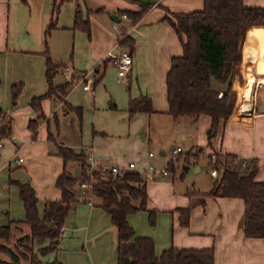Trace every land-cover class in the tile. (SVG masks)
Returning a JSON list of instances; mask_svg holds the SVG:
<instances>
[{
  "label": "crops",
  "instance_id": "1",
  "mask_svg": "<svg viewBox=\"0 0 264 264\" xmlns=\"http://www.w3.org/2000/svg\"><path fill=\"white\" fill-rule=\"evenodd\" d=\"M37 1L41 9L25 26L27 34L20 37V27L17 24L19 15L15 10L13 16L10 12L12 1L0 0V112L11 120L10 132L3 136V147L0 148V173L8 168L7 173L11 176V160L21 155L18 158H22L23 162L16 165L23 167L24 173L29 175L23 181L20 177H10L7 183L4 180V186L0 189V202L9 197L12 186H15L24 214L15 218L8 198L7 204L0 209V220H9V223L25 220L20 185L29 184L34 189L41 217L46 202L61 200L62 194L56 188V182L65 168L64 160L58 154V147L62 146L77 154L84 152L88 161L91 160L97 167L137 164L147 187V211L129 215L128 223L137 237H149L154 241L157 256L170 247L212 248L215 253L214 264H264V240L245 236V206L242 199L188 196V190L207 194L213 186L210 189H200L194 184L177 188L174 178L165 179L168 175L161 179L155 178L147 171L155 158L149 156L153 152L140 153L141 145L147 140L151 141L148 129H151L152 119L155 123L160 117L167 124L170 119L175 120L167 112L169 104L166 77L172 57L182 54L183 48L165 15L202 9L204 0H85L82 9L84 17H88L91 23L90 35L73 29L75 0ZM243 1L247 6L264 7V0ZM55 2L60 4L57 27L52 30L46 43L45 31L51 21ZM25 3L31 5L30 0ZM142 3H150L151 6L137 21H132L122 13L124 10L139 11ZM114 14L119 18L118 21L111 18ZM116 23H119V29L115 28ZM72 33L76 34L75 38L84 40V44L87 43V34L90 51L85 53L86 58L81 63L75 61L72 66L65 64L64 69L57 60L56 48L60 38L63 46L68 44V34ZM122 34L133 38V47L120 44ZM41 35L44 37L43 41L40 40ZM126 47L131 48L133 55V65L123 81L126 83L127 95L121 96L122 110L126 112L127 120L115 128L94 127L91 138L85 137L84 108L81 103L75 102L74 94L81 85L84 91L94 89L103 80L109 64L117 67L111 61L110 54H118ZM47 55L61 68V72L54 78V84L69 85L63 97L54 95L44 98L40 112L34 110L30 103L34 97L48 91ZM256 66L257 62L246 58L245 54L243 58L242 49L241 74L234 79V88L237 89L238 96L239 92L246 96V102H243V106L240 103L234 116L232 114L228 120L220 121L212 146H208L209 137L204 133L211 126L212 118L202 114L197 121L203 131L199 143L206 146L205 151L203 147L199 149L206 156L231 153L243 162L246 161L247 167L255 160L258 165L256 179L264 183L263 76H256L255 83H251L249 79L250 70H256ZM116 69L118 73V68ZM240 78L243 83H247L242 89ZM19 83L24 85V90L17 102L13 103L12 86ZM86 83L91 87L88 90L84 89ZM141 95L152 99L155 112H138L130 116L128 107L131 97ZM94 99L95 97L90 106L93 110L96 109ZM68 105L81 107V118L74 110L67 112ZM110 106L114 108L116 102H112ZM182 139L186 140V136H182ZM160 155L165 157V151H160ZM8 158L11 159L8 161ZM66 167L70 173L80 176V165L77 162L70 161ZM3 190L5 198L1 196ZM77 191L76 202L63 228L58 247L48 255L62 264H118V232L111 216L98 206L94 198L92 205H89V200L82 194L79 185ZM12 193L15 194V191ZM179 208L191 210L187 227L180 223V214L177 212ZM148 211L156 212L154 223H151Z\"/></svg>",
  "mask_w": 264,
  "mask_h": 264
},
{
  "label": "trees",
  "instance_id": "2",
  "mask_svg": "<svg viewBox=\"0 0 264 264\" xmlns=\"http://www.w3.org/2000/svg\"><path fill=\"white\" fill-rule=\"evenodd\" d=\"M75 1L73 29L90 35L91 23L88 17H84L82 9L85 0ZM150 6V3H142L139 11L124 10L122 13L135 22ZM59 11L60 4L55 2L51 21L45 31L46 43L52 30L57 27ZM165 19L176 31L183 48L182 54L172 57L167 73V112L174 119L190 117L197 120L202 114L209 115L212 118L210 141L220 121L228 120L238 110L241 93L238 96L234 79L241 74L242 49L247 31L253 26H264V7L247 6L243 0H204L202 9L188 13L170 12L165 15ZM120 44L133 47L134 40L122 34ZM60 72V66L47 55L46 78L49 88L45 94L32 99L30 104L34 110L42 111L41 102L44 98L66 95L69 83L54 84V78ZM23 90L22 83L12 86L13 103L17 102ZM250 92L253 91L250 89ZM69 110H74L81 118V107L68 105L66 111ZM128 112L130 116L138 112H155L152 99L147 95L131 97ZM0 114L3 117L1 133L6 136L11 129V120L5 113ZM58 154L65 163L63 173L56 182V188L62 194L61 200L46 202L41 217L34 189L29 184L20 185L25 220L11 221L7 226H0V264H62L56 259L44 263L35 257V246H38L37 251L41 257L56 251L78 196L77 186L87 182L93 185V198L98 206L111 216L117 228L118 264H214L215 253L212 248L170 247L157 256L151 238L136 236L128 223V216L147 211L148 200L145 180L139 171L114 176L99 168H92L84 152L77 154L70 148L59 146ZM216 158L213 170L222 174L214 182L212 190L207 194L188 190L187 195L242 199L245 206V236L264 240V183L256 179L257 162L253 160L250 166L242 168V159L234 154L226 153ZM190 159L191 156L186 154V163ZM70 161L80 165V176L67 170L66 165ZM148 212L151 223H154L156 212ZM177 212L180 214L181 225L187 227L190 208H179Z\"/></svg>",
  "mask_w": 264,
  "mask_h": 264
},
{
  "label": "rangeland",
  "instance_id": "3",
  "mask_svg": "<svg viewBox=\"0 0 264 264\" xmlns=\"http://www.w3.org/2000/svg\"><path fill=\"white\" fill-rule=\"evenodd\" d=\"M11 16L14 14V10L19 15L18 19V28L20 27V33L21 36L26 35V27L27 23H29L31 20H33L38 11L41 9V5L38 4L37 0H30L31 5H28V3H25L27 0H11ZM29 1V0H28ZM52 15V13H51ZM12 26V25H11ZM81 31V30H77ZM119 31V30H117ZM249 31V30H248ZM247 31V34H248ZM64 32H60V34ZM77 33V32H75ZM67 35V33H65ZM32 35L35 37V34L32 33ZM76 34H68V46L60 43V38L57 45V51H58V59L60 64L63 66L62 68L65 69V64H68L69 66H72V63L75 61H79L80 63L86 58L85 53L87 54L88 51H90V40L88 38V35L86 34V44L83 43L81 38L74 37ZM78 38V39H77ZM22 40V39H21ZM40 40L43 41L44 37L41 35ZM65 40V38H64ZM246 40V39H245ZM46 41V37H45ZM244 49H245V42L243 45V58H244ZM89 56V55H88ZM90 68V67H89ZM117 67H115L113 64H109L106 69V75L104 76L103 80L101 82H98L95 88L91 89L89 92L84 91L82 88V85L77 88L74 96L75 102L81 103L82 107L84 108V136L91 138L92 131L94 127H109L116 125H121V123L126 122V112L122 110L121 105V96L127 95V89H126V83L120 82L117 78ZM69 69V68H68ZM102 71H103V65H102ZM245 71V70H244ZM61 75L64 76V73H61ZM241 84L243 83L242 79L240 78ZM247 83H243L241 85V89L245 87ZM259 84L256 85V89H258ZM95 97L94 103L96 106V109L94 110L90 107L92 106V98ZM112 102H116V106L112 108L110 105ZM243 102H246V96L244 94L241 95V102L243 106ZM237 104V103H236ZM93 111H95V115L93 114ZM160 118V117H159ZM158 118V120L154 123L153 119L151 120L152 126L151 129H148V134L150 136L151 141L147 140L146 143H144L145 139L143 140V143L140 147V153L147 154L148 152H153L155 158L152 159V166L156 167L158 170L164 169L165 167H169L168 171V177L165 179H175L177 188H183V187H190L194 184L197 185L200 189H208L211 188L216 181V179H220L221 172H219V176L214 179L211 176V172L213 170V164L216 162V156L217 154L206 156L203 152L205 151L206 146H202L199 142L201 141V135L203 134L202 129L200 128V124L197 120L190 118V117H180L179 120L170 119L169 124L165 123L164 121H161ZM95 120V121H94ZM94 123L96 124L94 126ZM156 125V126H155ZM112 131V129H111ZM211 131V126L206 128V131L204 132L208 137L210 134L208 132ZM186 136V140L182 139V136ZM216 134L211 138L209 141L208 146H212V142L215 139ZM180 147L182 149V153L179 156L178 163H171L174 154L173 150ZM204 151H201L199 148H202ZM165 151L166 156L162 157L160 155V151ZM186 154L191 156V159L189 163H186L185 156ZM17 157H22L17 156ZM193 157H197L198 159H195ZM11 158H8V161ZM15 157L11 160V176H9L8 168L7 171H3L0 173V189L3 188L4 180L7 183L11 177V179H15L16 177H20V180H27L29 175H26V172L24 173L23 167H18L15 163ZM159 162L160 164H158ZM173 166V167H172ZM186 167V169H185ZM241 173H245L244 171H241ZM143 174V173H142ZM26 175V176H25ZM145 175V174H144ZM164 177H158L159 179ZM209 188V189H210ZM12 191L9 197L7 196L5 198V192L4 190L1 191V196L3 195L5 200L3 202H0V209L3 207V205L7 204V200L9 198L10 200V206L12 208V215L16 218L17 215L24 214L22 203L19 199L18 193L16 192L17 188L15 186H12ZM13 190L15 191V194H13ZM138 204V203H137ZM10 208V209H11ZM20 213V214H18ZM9 220H0V226H7L9 225ZM16 235V234H15ZM19 236V235H18ZM14 239L16 240V236H14ZM38 246H35V257L41 259L44 263L52 262L55 260L51 259V255H47L45 257H41L37 251Z\"/></svg>",
  "mask_w": 264,
  "mask_h": 264
},
{
  "label": "built area",
  "instance_id": "4",
  "mask_svg": "<svg viewBox=\"0 0 264 264\" xmlns=\"http://www.w3.org/2000/svg\"><path fill=\"white\" fill-rule=\"evenodd\" d=\"M115 28L119 29V23H116ZM110 59L111 61L117 66L118 68V80L120 82L124 81L125 77L127 76L128 72L130 71L132 65H133V55H132V50L131 48H123L118 54H110ZM89 83H86L84 85V89H90ZM3 126V117L0 114V148L3 147V136L1 133V128ZM182 149L180 147L176 148L173 150L174 157L171 161V163H178L179 156L182 153ZM150 157H153L154 154L150 153ZM23 162L22 158L16 157L15 163L20 165ZM90 165L92 168H99L102 172L106 173H111L114 176H124L128 172H137L139 171L137 169V164L131 163L128 166H102V167H97L95 164L90 160ZM242 168L247 167V162L244 161L242 162ZM169 167H165L164 169L158 170L154 166H149L148 167V172L151 173L155 178L158 177H164L168 175ZM211 175L214 178L218 177V173L213 170L211 172ZM79 187L82 191V194L86 195L88 200H89V205H92V200L94 196V190H93V185L91 182L87 183H80Z\"/></svg>",
  "mask_w": 264,
  "mask_h": 264
},
{
  "label": "bare ground",
  "instance_id": "5",
  "mask_svg": "<svg viewBox=\"0 0 264 264\" xmlns=\"http://www.w3.org/2000/svg\"><path fill=\"white\" fill-rule=\"evenodd\" d=\"M244 54L246 58H250L255 62H258L259 59L264 58V53L261 54L259 52V45L253 27L249 29L248 34L246 36ZM250 72H251V74H249L250 82L255 83L256 76L258 75L261 76L257 71V66H256V70H250ZM261 81L264 83V76L261 79Z\"/></svg>",
  "mask_w": 264,
  "mask_h": 264
},
{
  "label": "water",
  "instance_id": "6",
  "mask_svg": "<svg viewBox=\"0 0 264 264\" xmlns=\"http://www.w3.org/2000/svg\"><path fill=\"white\" fill-rule=\"evenodd\" d=\"M117 15H111V18L118 21L119 18L116 17ZM255 35L257 37V41H258V45H259V52L261 54L264 53V26L263 25H259V26H253ZM257 71L261 76H264V58L263 59H259L257 62ZM211 131H209L210 133ZM161 155L163 156L164 153H161Z\"/></svg>",
  "mask_w": 264,
  "mask_h": 264
}]
</instances>
